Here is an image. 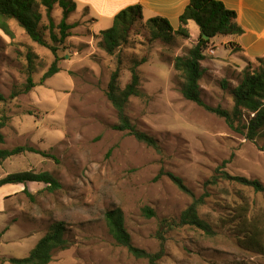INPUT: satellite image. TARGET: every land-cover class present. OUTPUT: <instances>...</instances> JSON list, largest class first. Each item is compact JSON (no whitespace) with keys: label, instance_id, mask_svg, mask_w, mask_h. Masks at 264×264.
I'll use <instances>...</instances> for the list:
<instances>
[{"label":"rangeland","instance_id":"1","mask_svg":"<svg viewBox=\"0 0 264 264\" xmlns=\"http://www.w3.org/2000/svg\"><path fill=\"white\" fill-rule=\"evenodd\" d=\"M42 14L48 25L45 8ZM149 14L144 13L116 55L109 56L101 47V33L113 23L93 26V32L90 11L77 8L67 20L74 27L71 37L56 55L60 72L46 80L56 61L50 50L34 43L15 20L10 22L15 39L0 37V93L6 97L0 101V119L6 118L0 149L33 147L48 155L27 152L11 157L0 166V179L25 171L49 172L61 185L50 192L43 183H30L33 198L23 190L3 199L0 196L3 264H10L9 258L27 257L57 222L66 225L71 246L56 251L50 264H149L116 244L105 221L108 211L121 209L133 245L157 253L162 222L179 221L192 202L167 173L182 178L197 196L223 164L230 175L264 185L263 142L249 141L224 118L185 100L180 93L182 80L174 71V59L196 45L198 40L193 39L201 33L199 26L190 22V40L172 34L167 41L154 39L146 24L154 18ZM51 17L58 25L62 9L56 8ZM212 43L219 48L217 56H222V41ZM143 58L147 62L138 71L144 97L131 98L127 114L138 130L158 142L159 150L113 129L117 113L106 96L112 72L121 68L123 89L130 82L131 68ZM206 69L201 81L203 101L231 113L233 98L221 81L237 86L242 73L232 66L218 75ZM30 75L37 86L12 99ZM209 192L199 214L213 234L191 226L168 229L166 255L160 264H264L263 256L239 245L234 222L236 212L247 205L249 217L264 229V194L228 182H220ZM146 209L155 216L148 217Z\"/></svg>","mask_w":264,"mask_h":264},{"label":"trees","instance_id":"2","mask_svg":"<svg viewBox=\"0 0 264 264\" xmlns=\"http://www.w3.org/2000/svg\"><path fill=\"white\" fill-rule=\"evenodd\" d=\"M45 8L49 18L48 25L43 22L42 9ZM62 9L63 18L56 25L51 17V13L56 9ZM77 10L74 0H0V29L12 40L15 33L10 22L15 20L24 29L27 36L36 44L50 50L56 57L50 71L43 80L51 78L60 72L57 66V52L60 46L71 37L73 25L67 23L70 14ZM143 8L141 5L130 6L114 18L113 27L101 33V47L109 56H115L118 49L127 41L133 27L142 19ZM190 21L195 22L200 30V37L194 47L185 56H177L174 59V71L182 80L180 93L185 100L197 104L207 112L218 117L224 118L228 126L243 135L252 142L262 141L264 145V58L257 60L258 68L248 66L242 73V79L237 86L224 79L221 81L222 88L229 90L234 108L230 113L221 107H211L202 99L201 81L207 73L202 62L206 60L205 53L211 47V40L218 36H241L244 30L237 22L235 11L229 10L217 0H190L180 17V28L174 30L170 22L162 17H155L147 20V26L153 33L154 39L169 40L173 36L183 37L190 40L191 35L187 28ZM49 31V33H47ZM203 35L210 39H203ZM28 60L33 62V55L29 53ZM147 62L143 58L141 62H135L131 68L130 82L122 89L120 86L121 68L118 66L111 74V78L106 91V96L117 113L118 123L113 129L125 132L134 137L138 142L147 145L155 150H159L158 142L148 134L138 130L132 123L127 114V107L131 98H143L144 93L140 89L139 66ZM33 77H28L23 90L15 92L12 99L19 94H28L36 87ZM0 101H6V97L0 93ZM246 118V120H245ZM6 127V118L0 119V145L4 144L2 130ZM35 153L48 157L47 153L39 151L33 147L19 146L13 149H0V166L11 157L24 153ZM223 167H219L216 173L204 183V193L197 196L183 181L182 178L167 173L172 183L184 194L191 198V204L181 214L179 221L164 220L159 230L158 238L162 241L161 249L157 253H149L135 247L132 243L131 235L126 229L125 216L121 209L111 210L105 214V221L109 234L116 244L126 248L136 259L147 260L149 264H160L165 257V234L168 229L175 227L191 226L200 229L207 234H213V229L208 222L201 218L199 211L206 204L211 193V187L217 186L220 182L238 184L250 188L255 193L264 194V185L258 180H249L243 177L232 176ZM29 183H43L47 185V190L55 192L61 188L59 181L49 172L36 173L25 171L8 174L0 179V188L6 185H25L23 193H29L27 185ZM148 217L155 216L151 209H146ZM250 211L247 205L241 206L240 211L236 212L235 221L237 222L238 243L247 251L256 252L264 257V229L249 217ZM67 229L63 222L54 223L47 234L41 238L36 246L25 258H9L10 264H50L56 251L67 250L71 243L66 238ZM1 236V234H0ZM1 264L6 262L0 258Z\"/></svg>","mask_w":264,"mask_h":264},{"label":"crops","instance_id":"3","mask_svg":"<svg viewBox=\"0 0 264 264\" xmlns=\"http://www.w3.org/2000/svg\"><path fill=\"white\" fill-rule=\"evenodd\" d=\"M74 1L77 4V8H87L90 11V18L93 21L92 31L93 26L100 25L102 22H105L106 24L114 23V18L117 14L130 6L135 5L142 6L143 15L145 12H148L150 13V17L154 15V18H165L170 22L174 30H178L181 26L180 17L190 3V0ZM217 1H221L227 9L236 12L237 22L244 30V33L241 36H218L212 39L210 49H213L215 54L207 57L206 60L202 62V65L205 68L210 67V72L214 75H218L220 73L225 74V71L229 69L230 66H232L234 70H237L239 73H243L248 66H254V64H258V59L264 58V0ZM190 22L187 26L188 30ZM4 35L7 36L0 29V37ZM191 37L193 36L191 35ZM199 37L200 33L198 34L197 39H192L197 41ZM216 39H220L222 41V47L224 50V54L222 56H217L216 52L219 48L212 43ZM6 43H11V41L9 40V42ZM25 187L26 186L22 184L3 186L0 188V196L3 199L11 193L21 192L25 189Z\"/></svg>","mask_w":264,"mask_h":264},{"label":"built area","instance_id":"4","mask_svg":"<svg viewBox=\"0 0 264 264\" xmlns=\"http://www.w3.org/2000/svg\"><path fill=\"white\" fill-rule=\"evenodd\" d=\"M214 54H215V52H214L213 49H209V50L205 53L206 57L213 56Z\"/></svg>","mask_w":264,"mask_h":264},{"label":"water","instance_id":"5","mask_svg":"<svg viewBox=\"0 0 264 264\" xmlns=\"http://www.w3.org/2000/svg\"><path fill=\"white\" fill-rule=\"evenodd\" d=\"M203 39L209 40L210 38L208 36H206V35H203Z\"/></svg>","mask_w":264,"mask_h":264}]
</instances>
